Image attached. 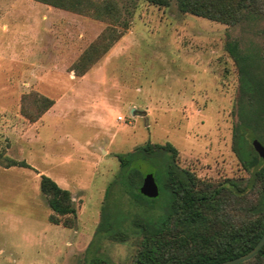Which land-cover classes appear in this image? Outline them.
Here are the masks:
<instances>
[{"label": "rangeland", "instance_id": "rangeland-1", "mask_svg": "<svg viewBox=\"0 0 264 264\" xmlns=\"http://www.w3.org/2000/svg\"><path fill=\"white\" fill-rule=\"evenodd\" d=\"M117 1L123 36L79 75L77 60L108 22L36 0H0V159L30 165L0 163V264H91L96 256L131 263L140 234L130 220L145 211L118 182L117 154L147 141L174 144L178 164L205 182L250 176L234 148L250 111L239 107V65L226 46L233 41L254 58L264 20L227 25L181 12L176 0ZM38 96L54 104L33 121ZM43 173L70 189L74 227L50 222ZM109 184V204L130 235L124 242L95 239ZM106 241L127 244V257L114 258Z\"/></svg>", "mask_w": 264, "mask_h": 264}, {"label": "trees", "instance_id": "trees-1", "mask_svg": "<svg viewBox=\"0 0 264 264\" xmlns=\"http://www.w3.org/2000/svg\"><path fill=\"white\" fill-rule=\"evenodd\" d=\"M36 1L108 22L77 60L74 69L79 75L90 69L123 36L125 30L119 26L128 25L126 20L122 22V7L117 0ZM147 1L157 6L171 3V0ZM176 2L181 12L227 25L264 20V0ZM226 48L239 65V107L250 111L247 118L243 117L244 122L236 126L234 140V148L250 176L246 181L228 178L223 182H205L178 164L179 150L169 141L163 144L147 141L128 153L117 154L121 165L118 182L132 202L145 211L132 215L130 221L140 234V240L132 262L123 264L222 262L250 251L264 233V163L260 164L251 140L256 131L264 141V27L262 43L254 58L240 55L233 41H229ZM37 102L41 107L31 117L33 121L54 104V100L46 96H38ZM23 112L26 114V109L23 108ZM0 163L6 167L30 166L25 160L9 157L0 159ZM146 172H153L159 184L157 197L140 192ZM111 185L106 190L107 202L102 207L95 239L124 242L130 235L123 228V213L109 204ZM39 186L52 210L50 222L74 227L78 211L70 189L44 173ZM102 263L108 260L92 258L91 264ZM240 264H264V246L253 258Z\"/></svg>", "mask_w": 264, "mask_h": 264}, {"label": "water", "instance_id": "water-1", "mask_svg": "<svg viewBox=\"0 0 264 264\" xmlns=\"http://www.w3.org/2000/svg\"><path fill=\"white\" fill-rule=\"evenodd\" d=\"M252 144L256 151L259 154V162L260 164L264 163V144L258 140L256 137H253ZM140 192L148 197H157L160 194V187L159 184L155 178V175L153 172H146L143 178V182L140 186ZM264 246V233L262 234L259 241L256 243V245L247 253H244L240 256L227 259L222 262H213V263H205V262H193V263H187V264H240L242 262H245L251 258H253Z\"/></svg>", "mask_w": 264, "mask_h": 264}, {"label": "clouds", "instance_id": "clouds-1", "mask_svg": "<svg viewBox=\"0 0 264 264\" xmlns=\"http://www.w3.org/2000/svg\"><path fill=\"white\" fill-rule=\"evenodd\" d=\"M105 243L111 245V251L114 258L118 257L120 259H124L127 257L128 255L127 244L120 242H110V241H106Z\"/></svg>", "mask_w": 264, "mask_h": 264}]
</instances>
